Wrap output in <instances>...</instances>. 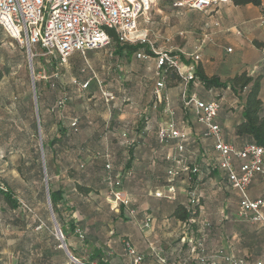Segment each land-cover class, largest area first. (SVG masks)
Masks as SVG:
<instances>
[{"label": "crops", "instance_id": "crops-1", "mask_svg": "<svg viewBox=\"0 0 264 264\" xmlns=\"http://www.w3.org/2000/svg\"><path fill=\"white\" fill-rule=\"evenodd\" d=\"M174 13L194 19L185 20L182 25L178 35L183 43L173 55L183 74L195 75L200 67L205 76L226 83V87L207 88L194 76L186 95L218 103L215 122L221 128L222 139L239 150L252 143L250 137L235 132L243 120L245 93L235 94L228 84L241 72L258 77L264 115V0H259V5L231 1L205 11L174 7ZM5 41L6 34L0 28V42L4 45ZM166 41L169 43L170 39ZM109 46L100 49L107 50ZM137 53L116 54L113 46L111 59L123 61L124 75L107 77L102 87L91 89L90 97L77 100L59 90L55 73L50 82L57 87L46 92L41 83L46 76L40 72L39 99L33 89L17 90L15 82L11 91L0 93V178L43 175V171L46 175L43 148L41 151L35 142L37 136L41 142L40 115L49 144V185L61 194L54 214L47 181V189L34 187V195L39 194L40 199L30 203L23 198L38 214L33 220L27 219L32 213L30 206L23 203L12 209L0 195V264H75L71 257L79 264H132V257L124 250V240H129L143 256L140 264H227L223 256L249 264L264 263V222L251 221L250 214L239 215V196L219 168L213 140L203 136L205 127L198 123L194 107L182 105L181 78H160L169 68L158 69L153 53L145 59L137 58ZM196 53L197 61L193 59ZM85 54H71L66 64L74 65L75 58L82 56L84 60L72 68L93 73ZM105 66L108 69L109 64ZM91 79H84L87 87ZM157 81L164 83V100L154 108ZM104 92L111 97L106 98ZM60 100L63 105L59 108ZM73 121L75 127L71 126ZM170 123L186 135L184 141L159 142L157 131ZM180 142L186 163L196 166L198 175H168L175 166L173 159L179 155ZM233 164L237 168L239 161L234 159ZM106 165L110 169L106 170ZM107 174L121 176L133 217L122 208L114 209L109 201L104 182ZM3 185L0 181L1 189ZM170 187L174 189L171 198L155 195L169 194ZM190 188L198 197L192 207ZM247 194L252 200L264 202V172L254 177ZM180 205L189 210L186 221L173 215ZM21 207V220L6 219L7 211L15 212ZM260 213L264 217V204ZM48 215L54 228L56 224L65 231V249L55 237ZM147 217L150 222L144 227ZM199 242L205 248V263L199 262L195 251Z\"/></svg>", "mask_w": 264, "mask_h": 264}, {"label": "built area", "instance_id": "built-area-1", "mask_svg": "<svg viewBox=\"0 0 264 264\" xmlns=\"http://www.w3.org/2000/svg\"><path fill=\"white\" fill-rule=\"evenodd\" d=\"M156 0H0V28L17 45L27 53L29 64L38 56H49L57 58L59 63H65L71 54L77 52L85 54L90 50H97L111 44L112 36L121 44H149L146 35L138 30V20L146 16ZM232 0H174L172 5L177 8H187L197 11H205L221 3ZM41 51V53H37ZM151 52L156 56V66L158 69H172L183 82L182 105L184 107L193 106L197 115L198 123L205 127L203 136L213 140V148L218 155L219 168L223 170L230 186L239 196L240 216H247L253 222H264V217L260 213V207L264 202L260 199L252 200L247 194V189L257 174L264 172V147L249 143L237 150L231 144L225 143L222 139L221 128L215 122L219 105L217 102H203L194 95L187 96L186 88L188 83L194 79L192 73L183 74L178 60L167 51H157L150 45ZM137 58L145 59L147 55L143 52L136 54ZM197 61L199 55L193 56ZM193 69V68H190ZM34 84V75L31 68ZM57 77V73L54 74ZM88 82L82 87L86 88ZM164 83L157 81L153 89V107L156 108L164 100L162 89ZM106 98L111 94L104 92ZM63 101L60 100L57 106L60 108ZM72 127L76 122L71 123ZM157 138L160 143H165L170 139L184 141L186 135L177 130L174 124L170 123L157 131ZM179 153L174 158L175 166L168 170L170 177H177L182 173L187 175H198L199 169L186 163L184 156V146L180 142L177 145ZM239 161L235 168L233 160ZM110 169L106 165V170ZM108 187L109 201L114 209H124L127 216L133 217L134 210L130 208V199L122 189L121 176L107 174L104 179ZM46 183V179H45ZM170 187L168 193H156L157 197L171 198ZM189 206L198 203V197L193 188L188 190ZM150 218L147 217L144 227H148ZM40 229V226H38ZM55 237L63 243V235L59 229L54 228ZM80 237L82 235L80 234ZM125 252L132 257V264H140L143 256L138 254L129 240L123 241ZM199 254V262L205 263L207 260L205 248L199 242L195 248ZM227 264H249L244 260H236L223 256ZM79 264L77 260H72ZM254 264H264L257 261Z\"/></svg>", "mask_w": 264, "mask_h": 264}, {"label": "rangeland", "instance_id": "rangeland-1", "mask_svg": "<svg viewBox=\"0 0 264 264\" xmlns=\"http://www.w3.org/2000/svg\"><path fill=\"white\" fill-rule=\"evenodd\" d=\"M173 0H156L154 5L152 6L150 12L144 16V18H140L138 30L143 35H146L149 44H145L150 48V45L157 51H170V55H175L174 51L176 47H179L181 42L183 43L182 36H179L178 33L181 31L182 25H184L185 20H190L193 17L187 16H179L174 13V7L171 2ZM191 10V9H190ZM194 20V19H193ZM169 38L170 42L167 43L166 39ZM8 43H11L9 45ZM2 49H5L6 52H1ZM100 50H92L88 51L85 54V59L91 65V72L81 71V68L78 70H74L72 67L78 65L79 61L82 62L84 59L82 56L75 58L74 65L71 64L69 67L65 63H59L58 59H54L49 56H38L34 58L31 62V68L33 70L34 80L37 81L38 72L41 73V76H46V79L41 80L43 83L44 91L51 92L57 84L54 82H50V76L53 73H58L55 80L59 83V90L62 92L68 93L73 96L77 100L80 97H90L91 89L97 87V85L103 86L105 79L112 77H119L124 75V70L122 68L123 61L111 59V53L113 51V46L110 44L109 47ZM38 54L41 51L38 50ZM57 60V61H56ZM57 63V64H54ZM109 64L108 69H106V64ZM64 66H61V65ZM103 66H105L103 68ZM91 76L90 85L86 89H81L85 81V78ZM177 74L170 69H167L163 75L160 76L162 79H171L173 81ZM15 82L17 90L20 88L24 90H28L32 92V83L30 78V64L28 61L27 53L24 49H22L19 45L13 42L7 35L6 41L4 45L0 42V93L11 91V87H13L12 83ZM21 83V84H20ZM51 83L53 87H51ZM90 86H92L90 88ZM20 87V88H19ZM96 92V91H95ZM40 136L41 142L45 139V134L42 129ZM37 147L40 146V138L37 136L36 138ZM46 154V153H45ZM47 169L49 167V163L45 164ZM43 171V170H42ZM46 173V170H45ZM47 175V173H46ZM48 175L49 169H48ZM47 184H50V176L46 178ZM0 181L5 185L3 187H7L13 193V197L18 201L19 206H22L25 203L28 207L30 204H27L23 198H26L28 202H34V199H40V195H34L33 189L34 187L38 189H43L45 186L44 181V171L43 175H1ZM23 207L19 208L15 212H11V210L5 213V216L8 217L6 219H10L12 222L15 219L21 220L24 216V212L21 210ZM32 209V213L27 217L28 220L36 219L38 216L37 213ZM34 214V215H33ZM37 214V216H36ZM49 219L50 216L48 215ZM52 227L53 223L51 219L49 220ZM54 229V227H53Z\"/></svg>", "mask_w": 264, "mask_h": 264}, {"label": "trees", "instance_id": "trees-1", "mask_svg": "<svg viewBox=\"0 0 264 264\" xmlns=\"http://www.w3.org/2000/svg\"><path fill=\"white\" fill-rule=\"evenodd\" d=\"M235 4L245 5L254 4L259 5V0H232ZM111 44L114 46L116 54L122 55L125 52L126 55H131L136 52H143L146 55H152L151 50L145 44H121L115 37L112 36ZM203 85L207 88L212 87H226V83L220 82L215 77H207L203 74L200 67L196 68L195 75ZM230 89L235 94L245 93L244 106H243V120L236 126L235 132L238 136H248L251 138L252 143L258 144L264 147V115L262 114V102L259 98L260 82L258 77L249 76L246 72H241L230 79ZM34 90L39 99V82L34 80ZM40 118V128L43 130V123ZM42 148L44 152L45 164L47 161V152L49 151V144L42 140ZM46 153V154H45ZM47 175H44V181L48 175L47 166H45ZM47 181V179H46ZM49 198L51 208L55 214V206L61 198L60 192L52 191L48 183ZM0 195L10 205L12 209H16L19 204L18 201L13 198L12 192L9 188H0ZM174 217L181 221H186L189 218V210L184 206H177L174 211ZM62 234L65 236V231L61 228Z\"/></svg>", "mask_w": 264, "mask_h": 264}, {"label": "water", "instance_id": "water-1", "mask_svg": "<svg viewBox=\"0 0 264 264\" xmlns=\"http://www.w3.org/2000/svg\"><path fill=\"white\" fill-rule=\"evenodd\" d=\"M30 78L32 79V73H31V65H30ZM32 89H33V93L35 94V90H34V84L32 85ZM40 150L42 151V144H41V142H40ZM45 187H46V189H47V185L45 184ZM55 228L56 229H59L58 227H57V225L55 224ZM64 248V247H63ZM71 259L72 260H75L74 258H72L71 257Z\"/></svg>", "mask_w": 264, "mask_h": 264}]
</instances>
